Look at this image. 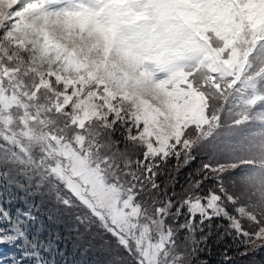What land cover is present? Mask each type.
Instances as JSON below:
<instances>
[{
	"label": "snow or ice",
	"instance_id": "6c2138e0",
	"mask_svg": "<svg viewBox=\"0 0 264 264\" xmlns=\"http://www.w3.org/2000/svg\"><path fill=\"white\" fill-rule=\"evenodd\" d=\"M61 239L264 264V0H0V264Z\"/></svg>",
	"mask_w": 264,
	"mask_h": 264
},
{
	"label": "trees",
	"instance_id": "16d2710c",
	"mask_svg": "<svg viewBox=\"0 0 264 264\" xmlns=\"http://www.w3.org/2000/svg\"><path fill=\"white\" fill-rule=\"evenodd\" d=\"M37 203H40L39 198L37 197L36 200ZM45 209L50 207V205L45 204ZM47 223V221H45ZM52 231H59L61 234V237L67 236L68 234L63 231V228L56 229L55 226H52ZM45 236L48 235L47 232L44 233ZM59 247L61 251L65 252V256L63 258L57 257V260L60 261V264H99V261L101 257L96 253H88L86 255L82 254L81 250H75L73 251L72 245L69 241L61 239L59 241ZM9 254V251L7 249L4 250L3 255L7 256ZM211 264H219V256L218 252L214 250L213 255L210 258Z\"/></svg>",
	"mask_w": 264,
	"mask_h": 264
}]
</instances>
